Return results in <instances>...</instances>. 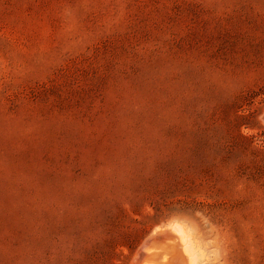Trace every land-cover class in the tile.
Instances as JSON below:
<instances>
[{"label": "rangeland", "instance_id": "1", "mask_svg": "<svg viewBox=\"0 0 264 264\" xmlns=\"http://www.w3.org/2000/svg\"><path fill=\"white\" fill-rule=\"evenodd\" d=\"M264 264V0H0V264Z\"/></svg>", "mask_w": 264, "mask_h": 264}, {"label": "bare ground", "instance_id": "2", "mask_svg": "<svg viewBox=\"0 0 264 264\" xmlns=\"http://www.w3.org/2000/svg\"><path fill=\"white\" fill-rule=\"evenodd\" d=\"M131 264H195V258L181 230L170 224L142 242Z\"/></svg>", "mask_w": 264, "mask_h": 264}]
</instances>
